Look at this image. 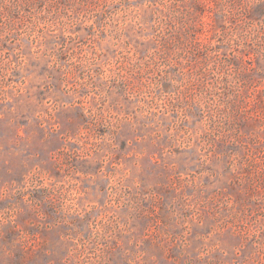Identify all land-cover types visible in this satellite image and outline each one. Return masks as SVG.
<instances>
[{"label":"rangeland","instance_id":"374dc122","mask_svg":"<svg viewBox=\"0 0 264 264\" xmlns=\"http://www.w3.org/2000/svg\"><path fill=\"white\" fill-rule=\"evenodd\" d=\"M0 264H264V0H0Z\"/></svg>","mask_w":264,"mask_h":264}]
</instances>
